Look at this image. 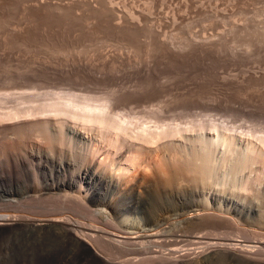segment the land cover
Returning a JSON list of instances; mask_svg holds the SVG:
<instances>
[{"label": "rangeland", "instance_id": "1", "mask_svg": "<svg viewBox=\"0 0 264 264\" xmlns=\"http://www.w3.org/2000/svg\"><path fill=\"white\" fill-rule=\"evenodd\" d=\"M35 91H38L37 95L40 97L36 95ZM6 92H8V96H6ZM24 92L27 93V96H24ZM29 92L32 96L36 95V100L40 98V102H33L37 107H39V103L41 104L42 97L43 100L46 97L47 100L45 99L43 103L45 101L47 103L48 98L53 100L55 94L59 95L58 93L61 94L59 96L68 93V95H82V97L84 95L83 98H89V96L92 98L94 95L93 97H97L96 99L92 98L93 101L95 100L94 102L108 101L107 111L110 115L118 114V116L126 115L127 117L131 112L130 114H135L129 115L130 117H141V115L148 114L146 120L143 121H148V123L151 121L153 125L165 123L167 126L171 124L170 126L179 127L181 124V128L183 126L185 128V125L190 127V123L191 125L198 121L211 123L216 120L215 122L220 123V127L222 126L219 127L220 130L218 128V134L239 138V148L244 149L247 147V143H256L249 135L246 137L247 129L256 126L258 131L256 129L253 131L258 132V135L260 134L259 130L262 132L261 135L264 130V0H0V96L4 94L0 98L2 102L0 114L6 113V110H9L10 113L15 109L13 104H20V101L23 104L21 106L17 104V108L24 107L25 109L26 106L28 109L32 108ZM41 93L43 94L40 95ZM18 95L23 98L28 97L31 104L27 103V99L25 100L29 106L25 104V100ZM109 96L110 98H108ZM8 97L10 99L13 97L12 100L16 101L7 100ZM50 100L49 102H51ZM8 104L10 105L8 107L13 110L10 111L7 108ZM155 108L160 110L157 111ZM110 109L112 110L110 111ZM146 111L151 112V115ZM154 113L157 116L152 115ZM145 116L141 118L145 119ZM35 117L38 116L29 118L27 116L26 118L32 120ZM155 118L157 119L155 120ZM244 125L252 126L247 128ZM232 126L236 128L234 129ZM52 128L49 129L50 133L56 138L63 136L65 141L62 153L60 156L56 154V158L71 160L75 165L71 171L63 172V176H69L77 171L83 166V163L84 165L88 164L96 149L100 150L98 158H96L98 160L107 151L112 152L111 158L117 162L120 159V154H115L117 149L112 151L114 148L111 149L110 146L108 148L107 143L96 139L94 135H82L80 132V135H76L79 127L76 130L67 126L64 131L59 130L58 126ZM38 131H26L25 133L29 134L30 138L26 134L21 136L20 133L18 135L12 131L0 133V163L4 165L6 163V168L11 172L13 169V178L23 181V184H19L20 188L13 190V196L4 195L3 199H0V217L10 214L34 218L67 216L71 220L84 224L82 226L86 229L83 227L80 229L81 231L85 229L84 232L87 233L95 227L96 229L99 227L98 229L102 231L118 233L117 235L129 231H141L128 229L122 222L129 218L132 223V220L138 218L139 223L143 225L147 217L142 208H138L139 210L137 209L136 212L123 213L116 217L112 214L103 216L94 212L93 208L94 210L105 209L106 206L100 203H98L101 206L99 208L89 201H83V204L86 203L89 207V211L92 207V212H86L81 209L76 210L77 208L73 209V204L71 207L63 208L56 202L57 198L54 196L50 198L51 201L49 200L54 204L50 209L41 208V205L31 201L29 197L45 194L48 187L43 183L44 180L37 162L30 163L28 166L30 168L29 175H27L22 169H18L13 157H25L24 152L30 150L36 154H44V148L42 149L34 143L41 140L36 135L41 133ZM243 131L244 137L242 136ZM189 133L196 134L195 132ZM215 135L217 136L216 133ZM7 136L8 138H6ZM41 136L43 138V135ZM206 136L211 137V135ZM25 137L31 139V143ZM248 137L252 140L248 141ZM15 138L17 141L20 139L15 142ZM33 139L35 140L33 141ZM22 140H25V145ZM13 141L19 146H16ZM191 142L194 144L197 142V144L192 145ZM191 142L190 145L189 142L182 143L181 150H184V153H189L198 145L197 148L201 151L200 147L204 146L203 144L200 146L198 141ZM22 145L24 146L22 147ZM98 145L99 147H96ZM92 146L95 150H91ZM211 147L208 150H205L204 147L202 149L210 153L214 164V168L213 166L212 168L217 172L213 171L211 180L215 190L225 194L233 193L232 195L240 197L242 201L245 200L244 203L255 209V212H232L230 207L221 202L214 204L207 195H200V198L197 196L194 198L196 202L191 199L188 206L193 205L194 208L206 207V205H209L208 208H210L211 206L212 210H209L211 211L209 216L213 217L211 220L209 217L206 218L211 223H207L206 219V222L204 221V224L208 226L198 230L189 228L187 225L186 228L184 224V226L180 224L182 227L179 225L178 229L180 230L178 231L175 227L179 223L175 224L171 226L174 229L170 228V231L173 230L171 231L173 233L177 229V232L175 231L174 234L169 232L167 233L169 236L164 235L163 237V242L167 240L169 244L166 243L167 241L161 242L162 244L158 243L159 246L156 245L158 248L155 244H150L148 239V241L131 239L125 244L127 250L118 255L119 260L130 259L132 261L134 259L138 262H146L151 256L165 255L168 259L163 264H179L187 258L175 259L170 256L177 248L174 241H179L180 238L182 239L179 241L181 246L179 245L178 252H181L177 255L182 256L183 253H188L187 257L193 255V257H199L204 252L207 253L215 249L210 242L223 243L224 240L225 243H230L233 242L230 240H237L238 243L246 246H254L257 245L254 244L255 242L264 240V169L258 176L254 175L255 179L253 178L252 185L248 190L246 189L247 196L243 193L246 190L239 189L243 182L242 172H235L232 168L233 164L226 159L228 151L226 145L219 143ZM123 152L126 155L129 153L127 150ZM113 154L116 158L119 157L116 159ZM109 163L111 164V159ZM164 163L165 159L157 153L151 157L143 158V161L140 160L137 167H130L131 170L126 174L129 176H124L127 179L124 177L120 179L115 175V171L111 172L110 170L109 172V169L105 174L107 177L115 176L114 180L116 179L117 182H115L114 192L118 193H115L117 196L130 193L129 186L135 182L146 184L145 186L151 185V187L155 185L154 188H163L164 184L171 186L174 181V179L169 181L172 176L170 177L171 174L168 173V168ZM111 167L116 169L114 166ZM49 182L51 183V181ZM81 187H77L76 190H66L63 194H68L70 191V196L78 195L80 188L87 189L86 186ZM0 192L9 193V187L0 188ZM117 196H113L111 199L115 200ZM90 199L92 202L98 201V199L96 201L94 198ZM45 202H43L45 205L51 204ZM88 204L90 205L88 206ZM173 204L177 208L182 207L175 202ZM219 216H221L220 219ZM121 220L122 222H120ZM133 223L131 226L135 227ZM90 227L91 229H89ZM196 230L199 233L194 235L206 237L201 242L193 244L191 236L194 237L192 233ZM100 234L104 235L102 232ZM129 236L134 237L131 234ZM166 237L167 239H165ZM32 238L31 229L26 227L0 228V264H93L92 259L78 252L70 253L64 257L55 256L54 253L60 251V248L64 246L62 237L57 234L48 233L43 236L44 240H39L40 242H36ZM143 241L155 246L154 248L150 246V249H157L158 252L147 253L146 251L150 249H143L146 248ZM68 243V247H70L71 243L69 241ZM187 245L191 247L188 248ZM131 246L138 247V250L142 247L143 251L135 253L137 248L134 249ZM99 247L102 246L99 245ZM131 251L134 254H131ZM223 264L228 263L223 262Z\"/></svg>", "mask_w": 264, "mask_h": 264}, {"label": "bare ground", "instance_id": "2", "mask_svg": "<svg viewBox=\"0 0 264 264\" xmlns=\"http://www.w3.org/2000/svg\"><path fill=\"white\" fill-rule=\"evenodd\" d=\"M7 93L8 92H6V96H8ZM15 93L17 94V92H15ZM24 93H25L24 96H27L26 95L27 93L26 92H24ZM37 93H38V91L36 92V95H37ZM42 94L43 93H41L40 95H42ZM44 94H46V93H44ZM48 94H51V93H48ZM58 94L61 95L60 93H58ZM68 94H66V95L64 94L65 96L64 95L63 96H59V95L57 96L55 94V97H54L55 99L53 98L54 95L52 96L53 100H50V98H48V102H49V100L51 101L49 103L48 102L46 103V101H45V103H43V101L46 99V97L43 95L45 97V99L43 100V97H42L41 98L42 102H41V104L39 103V105L37 103V105L39 106V107H37V106H34L35 103H33V102L34 101L40 102V98H39V100H36L35 99L36 95L34 94L35 96H32L30 93V96L29 95L28 96H29V99L32 101L31 102L33 104L32 108L30 107L28 109L27 106L25 107V109H24V107L23 108H21V107L17 108L18 105L21 106V104H23L20 101L19 102L20 104L17 103L18 105L13 104V106L15 108L14 110L10 109L8 107L11 105V103H10V105L9 104L7 105V108H9L10 111L13 110L10 113H9V110H6V113L3 111L4 113L0 114V133H5V132L8 133V131L9 132L12 131V133L14 132L18 135L20 133L21 136H22V134L23 135L26 134L25 133L26 131H31V130H39L42 133V134L41 133L36 134V135H38V137L41 140L36 141L34 143L36 146H38L42 149L44 148V150H45L44 154H42V153L36 154L29 149L30 151L24 152L25 157H13V161L16 163L18 169L19 170L22 169L23 172H26L27 175H29V169L30 168L28 166H30V163L31 162H37L38 163V169L42 173V178L44 180L43 183L46 185V187H48V191L45 194L38 195L36 197H29V198H31V201L38 203L39 206L41 205L40 206L41 208L50 209L54 205L53 203L50 202L51 201L50 198L52 196H54L57 198L56 202L61 207L68 208V207H71V205L73 204V206H72L73 209L77 208L76 210L81 209V210L86 211V212L89 211V209H88L89 207H87L86 203L83 204V201H85V202L89 201L92 204H94L95 206H99L98 203H100L101 205L106 206L105 209L102 208V209H95L94 210V208L93 209H92V207H90V208L94 212L100 213L103 216L104 215L106 216L107 214L108 215L112 214V216L114 215L117 217V216H121L123 213H130V212L133 213V212H136L138 208H142L143 210H145L144 214H146V217H147V219L144 220L143 225H142V223L141 224L139 223L140 220L138 218H136L135 220H132L130 218L133 222H135V223L132 222L135 225V227L131 226L132 223L129 221V218L126 219L124 217V220L125 219L126 220L123 222H122V220L120 221L128 229L129 228L139 229L141 231H136V232L132 231L131 232L128 230L130 233L124 232V234H125L124 235V234H122L123 233L122 232L121 233L122 235H117L118 233L114 234L112 232L102 231V230L98 229L99 227L97 229L95 227V229H92L90 232L87 233V232H84V231H86L85 230L86 228L84 226H82L84 224H81L80 222H76L75 220H71V218H69L67 216L34 218V217L25 216V215H11V214L7 215L6 217H0V228H10V229H13L16 227L29 228V229H31V234L33 235L32 239H34L36 242H38L39 240H44L43 236L44 235L46 236L48 233L57 234L58 236L62 237V240L64 243V246L60 248L61 250L54 253V255L57 257H64L70 253L78 252L82 255H85L86 257H89V259H92L93 264H163V262H165L168 259V257L165 255L151 256L148 258V260L146 262H144V261L138 262L134 259H132V261L130 259L123 261V260H119L118 255L123 254L125 252V250H127L125 244H127L129 241H131V239L132 240L133 239H141V240L142 239H144V240L148 239L149 243L153 244V245L155 244V246L156 245L159 246V244L161 242L165 243L167 240L165 242H163L164 235H168L167 233L173 231V230L170 231L171 226L178 224V223L179 224L177 225V227H175L177 229H178V227H180L183 224L185 226L186 225L189 226V228L191 227L192 229L195 228V229L200 230V229H202V227L204 228V226L207 225V224H204L205 219L209 217V219L211 220L213 217L212 215L209 216L211 213V211H209V210H212V209H210L211 206H210V208H208L209 205L208 206L206 205V207H201V208H196V207L194 208V207H192L193 205L188 206V203H190L191 199L194 201V198L197 196H199V198H200V195L209 196L214 204L221 202V203L227 205L228 207H230L229 209L232 212H240V211H242V212L248 211L249 213L255 212V209H253L250 206H247V204L244 203L245 200L242 201V199L240 197L232 195L233 193L232 194H228V193L225 194V193H221V192L215 190V188L212 185L213 181L211 183V180L213 177V171H214L213 170L214 164L212 163L213 161H212L210 153L208 151H205V150H208L209 147H211L215 144H219V143H223L224 145H226L227 150H228V151L226 150L227 151L226 152L227 153L226 159L233 164V167L232 166L231 167L233 168V170L235 172L241 171L242 172L241 175H243L242 186L240 185L239 189H241L242 191L243 190L245 191L246 189L248 190L249 186L252 185V182L255 179L254 175L257 174V176H258L259 173H261L264 169V130H263L262 135H261L262 132H260V130H259L260 134L258 135V132L256 133V132H254L255 130L253 131V129H256L258 131L256 126H254V127H256V128H254V127H251L252 125H249V127H251V129L248 130L247 128H249V127L244 125L247 127L246 128L247 132L245 130V132L247 133L246 137L249 135V137H252V139H254L256 141V143L255 144H249L250 143L249 142V143H247V147L246 148L244 147V149H243V148H239L240 147L239 138L237 139L234 136L231 137V136H227V135L224 136V135L218 134V128L220 127V125H219L220 123L218 122L219 124H217L215 122L216 120L211 122V123H208V122L205 123V122L198 121L197 123L194 122V124H192V125L190 123V125H189L190 127H188V126L186 127V125H185V128H184V126L181 128V126H180L181 124L179 125V127L178 126L173 127L174 125L170 126L171 124L167 126L165 123L164 124L166 126L164 124H163L164 126L161 125L162 123L159 125L157 123L155 125H153L150 121L151 119H148L150 121V123L152 124L151 125L150 123H148V121H143V120H146V118H147L146 116H148V114H146V116L141 115V117L145 116V119L141 118V117H130L129 115L133 116L135 114V113H132L133 114L132 115V114H130L131 112L130 113L127 112L129 114L127 117H126V115H123L122 113L121 114L124 117H121L120 115L118 116V114L116 115L115 113H114L115 116L113 114H111L112 115L111 116L107 111V108H108V104H107L108 101L107 100H105L106 102H102L103 100L102 101L100 100L101 103H98V102H94L95 100L94 101L92 100V98L93 99L95 98V97H93L94 95L92 96V98L89 95H88L89 98H83L84 95L82 97V95H73V94L68 95ZM3 95H1V96H3ZM1 96H0V98H1ZM18 96L20 97L21 95H18ZM56 96H57V98H56ZM79 96H81V97L79 98ZM105 96L107 97V95H105ZM110 96L108 98H110ZM38 97H40V96H38ZM21 98H23V97L21 96ZM27 98L28 97L23 98V99L25 100ZM8 99L12 100L13 97H12V99H10L8 97L7 100ZM5 100H6V98H5ZM20 100H22V99H20ZM30 100H28L27 103H30L29 102ZM14 101H16V100H14ZM14 101L12 100V102H14ZM1 103L2 102L0 100V104ZM5 103H6V101H5ZM24 103L27 104L26 100L24 101ZM111 103L113 104L112 101H111ZM109 104H110V101H109ZM1 110H5V109H1ZM111 110L112 109H110V111ZM155 110H157V109L155 108ZM158 110H160V109H158ZM7 111H8V113H7ZM147 113L150 114L151 112H147ZM155 113L157 114V112H155ZM155 113L152 115H155ZM159 114H160V112H159ZM29 115L30 116H38V117L37 118L35 117L32 120H29L26 118L27 116L29 118L30 117ZM137 116H140V114H137ZM155 116H157V115H155ZM149 117H151V116H149ZM8 119L10 122L11 121L12 122L10 123L8 121ZM156 119L157 118H155V120ZM136 120H137V122H135ZM5 121H7V122H5ZM204 121H206V120H204ZM188 123H185V124H188ZM256 124H258V123H256ZM69 125H72V126H69ZM53 126H58V129L60 128L59 130H63V131H64V128H66L67 126L70 128L73 127V129H76V128L78 129V127H79L78 133H75L76 135L79 134V132L82 135L83 134L94 135L96 137V139L98 138V139L102 140L105 144L107 143L108 148H109V146L111 149L114 148L112 151L117 149L118 151L115 154H120V157L118 156L120 159L117 162L114 158H111L112 152L110 153L109 151H107V152L103 151V152H105L103 154L101 151L102 158L99 160L96 159V158H98V154L100 153L99 152L100 150L99 149L95 150V148L93 149V146H94L93 145L91 147L92 149L89 147L91 150H95L93 152L94 154L93 155L91 154L92 158L90 157V162L88 164H85V165L83 163V166H81L77 171L74 170L75 172H73V173L70 172L71 174L69 176H65V175L63 176L62 175L63 172L67 173L68 171H71V169H73L75 167V165L71 160L61 159L60 157H59V159L56 158V154H59V156H60V154L62 153V149H63V146L65 145V141H64L63 136H61V137L57 136V138H56L53 136V134L50 133L51 130L49 131V129L52 128ZM220 128H219V130H220ZM232 128H234V127L232 126ZM187 132L188 133L189 132H191V133L195 132L196 133V134H194L195 137H194V135H191L190 133L188 134ZM215 133L217 134V136L215 135ZM39 134L43 135V138ZM235 134H233V135H235ZM13 135H15V134H13ZM28 135L26 134V136H28ZM206 135H211V137L209 138ZM243 135H244V131H243L242 136ZM21 136H20V138H21ZM28 137L30 138V136H28ZM249 137H248V141L250 139ZM6 138H8V136ZM23 138H24V136H23ZM25 138H27V137H25ZM29 138H27V139H28L29 143H31V141H30L31 139L29 140ZM32 138H35V137H32ZM19 139H18V141H19ZM252 139H250V140H252ZM15 140H14L15 142H18L16 138H15ZM25 140L24 141L22 140L24 145H25ZM34 140L35 139H33V141ZM191 141L200 142L199 143V144H201L200 146L204 145L203 147L205 148V150H203L204 149L203 147H200L201 151H199L197 148V147H199V145H198L197 147L194 146L197 149L196 148L195 149L190 148V149H192V151L189 152L190 154L187 152L184 153L183 152L184 150L183 151L181 150L182 149L181 148L182 143L184 142L186 144V142H189V145H190L191 143H193ZM13 142H12V144H13ZM15 142H14V144H15ZM195 144H197V142H195ZM195 144L193 143L192 145H195ZM24 145H22V147ZM16 146H19V145H16ZM96 147H99V145ZM105 147H107V146H105ZM10 148H11V146H10ZM101 148H103V147H101ZM187 149H189V148H187ZM241 149H243V150H241ZM125 150H127L129 152L128 155H126L125 152H123ZM40 151H41V149H40ZM40 151H38V152H40ZM20 152H22V151H20ZM157 153L162 155V157L165 159L164 164H166V166H167L166 168H168V171H169L168 173L171 174L170 177L172 176V178L169 181H173L172 179H174L173 184L171 186L167 185V184H166L167 185L166 186L164 184L165 187L162 185L163 188H154L155 185L153 187H151V185L145 186L146 184L143 185L139 182H135L129 186V192L130 193H124V194L121 193L122 195H120V196L115 195V193H117V192H114V188H116L115 182H117V181H115L116 179L114 180L115 176L113 178L107 177L105 172L108 169H109V172H110V170H111V172L115 171L114 172L115 175L120 177V179H121V177L127 176L126 174L129 172V170H131L130 167H132V168L137 167L136 165H138L137 163L140 162V160L143 161V158L151 157L152 155H156ZM22 154H23V152H22ZM115 154H113L114 157H115ZM211 154H213V153H211ZM70 155H71V153H70ZM70 158L73 159V157H70ZM87 159L88 158H86L85 160H87ZM110 159H111V164L109 163ZM76 160H79V159H76ZM77 162H79V161H77ZM144 163H146V162H144ZM218 165H219V163H218ZM4 166H5V168H4ZM6 166H7L6 163H5V165L3 163H0V188L9 187V193L3 194L0 192V199H3L4 195L13 196V194H12L13 190L20 188L19 184H23L22 183L23 181H21L20 179L13 178V173H12L13 169L11 172L8 168H6ZM111 166H114L116 169H113ZM156 166H157V164H156ZM212 166H213V168H212ZM221 168H222V166H221ZM136 170H137V168H136ZM162 170L167 171L165 169H162ZM214 172H216V171H214ZM214 175H215V173H214ZM165 176H164V178H165ZM124 178H126V177H124ZM167 179H169V178L167 177ZM49 181H51V183ZM120 182L121 181L119 180V183ZM259 183H260V181H259ZM168 184H170V183H168ZM214 184H216V183H214ZM222 185H223V183H222ZM254 185H256V184H254ZM81 186H86L87 189L82 190ZM77 187H81L78 190V195L73 194V196H70L69 195L71 193L70 191H69V193L67 192L68 194H63L66 190H74V189L76 190ZM235 189H238V188H235ZM241 190H240V192H242ZM247 190H246V192H243V193L246 194ZM83 192H84V195H82ZM255 195H256V193H255ZM113 196H117V198L115 197L116 198L115 200H113L114 198L111 199ZM90 198H94L95 201H96V199H98V201L92 202ZM43 202H45L46 204H48L50 202L51 204L45 205V204H43ZM79 202L82 204H80ZM173 202L181 205L182 207L177 208V206L175 204H173ZM194 202H196V201H194ZM83 205H85V206H83ZM89 205L90 204H88V206ZM74 206H76V207L74 208ZM201 206H203V205H201ZM261 206H260V208H261ZM100 207L101 206H99V208ZM213 208H215V207L213 206ZM91 209H90V211L92 212ZM226 211L228 213V210H226ZM136 214H138V213H136ZM213 215H215V214H213ZM128 216H129V214H128ZM220 217L221 216H219L218 218L220 219ZM222 218H225V217H222ZM228 218H230V217H228ZM228 218H225V219H228ZM233 220H235V219H233ZM259 220H261V219H259ZM206 221H208V219H206ZM239 222L241 223V221H239ZM207 223H211V222L208 221ZM216 223H217V221H216ZM225 223H227V222H225ZM260 223H262V222L260 221ZM109 225H111V224H109ZM90 226L93 227V225H90ZM187 226H186V228H187ZM82 227L85 228L84 231H81L80 228H82ZM91 227L89 229H91ZM141 227H142V229H141ZM262 227H263V225H262ZM263 228H261V229H263ZM192 229H191V231H192ZM122 230H124V228ZM125 230L127 231V229H125ZM179 230L180 229H178V231ZM119 231H121V230H119ZM175 231L173 233L172 232L171 233L174 234ZM187 231H189V230H187ZM205 231L208 232L207 230H205ZM101 232L104 235H101L100 234ZM140 232H141V234H140ZM204 232H202V233H204ZM195 233H199V231L196 230V232L192 233V235H194ZM129 234H131V236L134 235V237H130ZM211 234H212V231L210 233V237H211ZM255 236H258V235H255ZM205 237L206 236H204V235L198 236L197 234L194 235V237L191 236L192 243L193 244L199 243L203 239H205ZM186 238H188V237L186 236ZM165 239H167V237ZM178 239H179V237H178ZM181 239L182 238H180L179 241H181ZM189 239H190V236H189ZM223 239H225V238H223ZM263 239H264V237H263ZM168 240H169V237H168ZM68 241L71 243L70 247H68L69 246ZM147 241H143L144 243L142 242L143 245L146 246V248L143 246L144 247L143 249H150V246L152 248L155 247V246L153 247V245H149V243ZM179 241L178 240L174 241V245L177 248H176V251L173 252V254L170 256V257L175 258V259H179V258H183V257L187 258V260L181 261L179 264H218L219 262H220V264L221 263L223 264V262L224 263L226 262L228 264H264V251H263L264 250V242H263L264 240H262L261 242H259V241L255 242L254 244H257V245H254V246H246L242 243H238L237 240H230V241H233L230 243H225L224 240H223V243H220V242L218 243V241L216 243L210 242V244L213 245V247L215 249H212L211 251H209L207 253L204 252L199 257H193L194 255L191 257H187L188 253L184 254L183 252H182L183 253L182 256L177 255L179 252H181V251L178 252V250H179L178 247L180 245ZM225 241H226V239H225ZM145 242L148 243V245H149L148 247H147V243L145 244ZM166 243L169 244L168 241ZM131 244H132V242H131ZM190 244H191V242H190ZM99 245H101L103 247V250H102V247L101 248L99 247ZM140 246H142V245H140ZM158 246H156V248H158ZM187 246L189 248L192 246V244H191V246H189V245H187ZM132 248H134V247H132ZM135 248H137V249H135ZM135 248H134L135 253L137 251H143V250H141L142 247H140L139 250H138V247H135ZM152 248L146 252L147 253L148 252L152 253L153 251L156 253L158 252L157 249L152 250ZM134 249H131V250L134 251ZM203 249H204V247H203ZM190 252H191V250H190ZM132 253L134 254V252L131 251V254ZM193 254H194V252H193ZM184 255H186V256H184ZM49 256H50V254H49Z\"/></svg>", "mask_w": 264, "mask_h": 264}]
</instances>
